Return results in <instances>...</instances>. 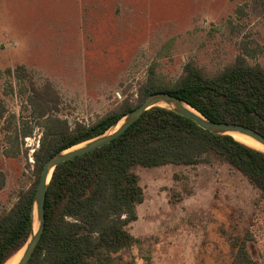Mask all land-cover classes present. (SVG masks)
Returning a JSON list of instances; mask_svg holds the SVG:
<instances>
[{
	"label": "rangeland",
	"instance_id": "obj_1",
	"mask_svg": "<svg viewBox=\"0 0 264 264\" xmlns=\"http://www.w3.org/2000/svg\"><path fill=\"white\" fill-rule=\"evenodd\" d=\"M239 55L264 68V0H0V212L36 179L34 89L69 124L91 123L135 103L152 70L171 83L190 60L212 73ZM136 173L137 241L115 264H243L244 249L245 264H264V197L240 171L212 155Z\"/></svg>",
	"mask_w": 264,
	"mask_h": 264
},
{
	"label": "trees",
	"instance_id": "obj_2",
	"mask_svg": "<svg viewBox=\"0 0 264 264\" xmlns=\"http://www.w3.org/2000/svg\"><path fill=\"white\" fill-rule=\"evenodd\" d=\"M159 91L180 97L209 120L240 123L264 135V68L250 64L244 55L212 73L190 60L171 83L160 81L152 70L135 103L125 99L91 123L69 124L56 112V101L34 89L26 100L42 129L33 153L36 179L0 212V264L18 252L31 233L34 193L45 162L102 134ZM4 112L0 105V118ZM14 131L19 150V137L31 135L33 126L15 125ZM212 155L240 171L264 197L263 151L232 135L203 129L167 107L149 108L119 137L55 167L46 193L45 228L28 264H115L120 253L137 241L128 230L138 217L136 205L144 200L136 167L195 165ZM5 184L6 174L0 170V189ZM245 251L238 256L243 264L249 261Z\"/></svg>",
	"mask_w": 264,
	"mask_h": 264
},
{
	"label": "water",
	"instance_id": "obj_3",
	"mask_svg": "<svg viewBox=\"0 0 264 264\" xmlns=\"http://www.w3.org/2000/svg\"><path fill=\"white\" fill-rule=\"evenodd\" d=\"M153 106H163L172 109L178 114L192 119L201 128L209 130L213 133L229 135H232L231 133H238L257 141L262 146H264V135L252 127L236 122L209 120L201 112H199L197 109L189 105L178 96L165 91L151 93L138 106L121 116L117 122H115L102 134L85 142L72 146L68 149L59 151L52 155L45 162L41 169L39 180L34 193L33 222L31 233L26 243L20 249L22 251L21 256L16 264H28L33 252L35 251L41 239L45 228L44 206L46 193L55 167L66 160L74 158L78 155H82L111 142L113 139L123 134L125 130L130 127L137 119H139L146 110Z\"/></svg>",
	"mask_w": 264,
	"mask_h": 264
},
{
	"label": "bare ground",
	"instance_id": "obj_4",
	"mask_svg": "<svg viewBox=\"0 0 264 264\" xmlns=\"http://www.w3.org/2000/svg\"><path fill=\"white\" fill-rule=\"evenodd\" d=\"M233 135V137L243 143H246L254 148L257 149H261L264 151V146H262L260 143H258L257 141L245 136V135H241L238 133H231ZM21 250L18 251L17 253H15L13 256H11L4 264H16L21 256Z\"/></svg>",
	"mask_w": 264,
	"mask_h": 264
}]
</instances>
